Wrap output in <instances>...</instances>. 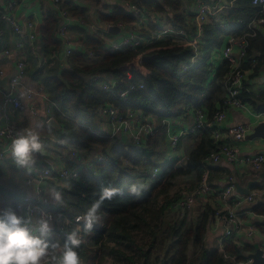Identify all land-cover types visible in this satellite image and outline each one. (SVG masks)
Instances as JSON below:
<instances>
[{
  "label": "trees",
  "instance_id": "1",
  "mask_svg": "<svg viewBox=\"0 0 264 264\" xmlns=\"http://www.w3.org/2000/svg\"><path fill=\"white\" fill-rule=\"evenodd\" d=\"M126 1L148 11L172 10L174 14L168 17V23L177 27L187 26L181 11L184 0ZM64 6L73 16L82 14L78 9ZM101 19L116 23L130 22L134 17L124 8L116 7L112 12L102 14ZM57 27L55 12L48 11L39 26L37 41L45 56H50L53 50L61 46L56 35ZM206 31L208 47L216 42L219 34L226 33L218 26ZM255 40L251 43L250 39L243 64L245 70L252 67L253 76L258 75L264 65V40L258 50L259 55L251 57L252 49L257 48ZM85 45L95 53L94 62H88L85 53L72 52L71 69L43 66L35 68L33 73V77L41 79L64 113L53 114L63 127L56 131L58 145L65 149H89L92 144H98L104 151L102 161L92 167L80 168L79 179L69 182L66 197L73 198L79 211L86 212L99 198L102 187L122 190V195L101 205L98 215L105 218L103 226L93 227L90 232H85L83 228V243L77 249L82 264H105L109 256L113 264H232L226 255L235 261L246 260L244 251H252V245L240 247L224 241L221 250L205 246V235L215 215L209 204L189 224L184 215L175 216L168 224L165 220L172 211L171 206L182 197L183 192L194 189L202 179L206 168L204 158L216 149L212 139L203 138L185 162L173 160L161 164L162 153L156 136L148 135L145 142L138 145L132 142L114 146L111 145L112 138L91 127L97 108L106 103L112 104L121 113L140 111L145 117L159 119L175 116L171 108L187 95L184 86L187 80L183 76L186 72L181 74L180 64L190 60L192 50L172 40H162L144 47L110 52L95 35L87 36ZM143 56L153 57L142 59ZM75 63H80L81 67H76ZM202 65V61L198 62L193 73ZM224 66L227 70V65ZM105 73H112L117 79L114 93L100 90L97 82L92 80L93 75ZM139 83L144 84L142 89L129 92L125 98L120 97V92L131 84ZM240 98L255 106L258 100H264V92L254 95L244 88ZM33 155L36 159L33 167H41L44 164L41 154ZM11 169L24 177L33 174V170L29 173L17 167L14 161ZM156 169L161 170L155 174ZM132 185L139 188L138 195L129 192ZM253 209L264 213L262 204ZM63 240H59L61 244ZM191 245L200 246L198 255L193 258L189 254Z\"/></svg>",
  "mask_w": 264,
  "mask_h": 264
},
{
  "label": "crops",
  "instance_id": "2",
  "mask_svg": "<svg viewBox=\"0 0 264 264\" xmlns=\"http://www.w3.org/2000/svg\"><path fill=\"white\" fill-rule=\"evenodd\" d=\"M16 2L15 7L12 11L8 10V6L11 2ZM64 5H68L73 9H78L82 14L74 16V20L71 21L69 32L72 39L73 53L81 52L85 53L87 46L85 45L86 37L94 35L90 25L94 24L99 27H105L107 22L101 19V15L109 13L116 7H122L124 0H63ZM207 3H211L216 7V11L211 14L209 21L204 25L201 38L200 50L194 58H190L192 61L182 62L191 63V67L184 74L187 80L184 84L187 95L181 99V105L174 104L171 111L175 114L173 117H166L159 119L158 117L148 116L145 117L140 111H136L134 116L133 124L137 128L142 124H149L153 126L156 131L150 136H156L159 139V151L161 154V163L167 164L173 160H179L185 162L188 159L190 152L197 147L203 138L212 139L216 150L222 144H229L233 146L238 155L242 157L257 155L261 150H264V138H246L247 135L251 134L253 127L264 120L262 118H255V114L264 113V100H258L256 105L248 104V111L237 109V108H226V118L219 125L207 126L203 129L195 132H189L195 124L194 112H188V107L204 108L212 118L214 113L218 112L222 107V99L226 89L225 77L226 67L224 66L221 52L225 45V41L229 35H241L248 30L247 23L253 18L255 14V8L251 4V0H209ZM123 8V7H122ZM48 11H54L57 16L56 6L50 0H0V66L6 71L7 74H12L15 70V65L21 55L25 56L26 61L29 64L26 75L22 80V87L34 89L39 84H43L41 79L33 77L35 68L43 66L56 67L62 69H71L73 63L72 58L69 57L64 64L53 61L50 56H45L40 50V46L37 42V52L32 53L30 49V43L26 37L21 38L15 34L13 28L8 24L1 14L9 12L14 15L15 19L25 24L28 21H33L37 32L38 41V30L43 20L44 15ZM186 22L189 20L192 14L196 11V3L192 0H184L181 9ZM174 14L172 10L164 12H149L143 17V26L138 28L133 23L118 21L116 22L119 28V32L113 34L110 32V37L114 40L128 35L130 32L136 33V36L146 44L147 40L159 33L165 26L168 25V19L170 15ZM151 17H155L156 23H152ZM156 24V25H155ZM164 26V27H165ZM188 26V24H187ZM185 26V27H187ZM218 26L221 29H225V34H219L216 37V42L208 47L206 43L207 29H213ZM153 29V30H152ZM57 37L60 40L56 32ZM208 38V35H207ZM258 39V40H255ZM255 40L257 48L252 49V56L256 57L259 55L260 48L264 40V33H260ZM61 41V40H60ZM179 43V42H178ZM250 43V44H251ZM17 44H22V48L19 49ZM182 45V43H180ZM207 46V48H206ZM63 47L62 43L60 48ZM206 48V51H205ZM10 50L9 54H5V50ZM61 50V49H60ZM208 54L205 55V52ZM202 61V66L195 70V65ZM248 63V62H246ZM255 64V61L252 62ZM75 66L80 68V63H75ZM180 69V68H179ZM180 71V70H179ZM245 86L246 91L254 95H259L264 92V65L259 71L258 75L253 76L252 67L246 70ZM100 78L108 81L112 84L117 83V79L112 73L100 74ZM44 85V84H43ZM98 86V84H97ZM2 87V86H1ZM45 87V85H44ZM46 88V87H45ZM47 89V88H46ZM48 91V90H47ZM17 94L21 100L24 101L25 94L23 88L17 90ZM50 94V93H49ZM35 103L37 110L35 113L30 110L23 112L16 111L12 105H7L4 109L5 114L13 121L17 122L20 129L29 128L39 133L41 142L44 145V151L41 154L44 164L41 167H33V174L35 175L44 165L52 163L57 167L65 166H76L81 167H92L97 162V157L103 155L104 151H101L102 146L98 144H92L89 149H83L78 147L62 148L58 145L57 132L63 127L61 122L56 117L49 116L46 113V102L35 97ZM2 101V94L0 91V103ZM259 108V110H257ZM97 111V110H96ZM194 111V110H193ZM50 117H54L58 124L61 126L60 129H54L47 124ZM105 118V119H103ZM5 123V117L0 118V126ZM94 123V124H93ZM249 124L250 130L243 140H236L232 136L227 134V128L231 125L236 124ZM47 126V127H46ZM91 127L97 132L108 135L112 138L111 145L122 146L125 144L132 143L131 134L116 129V125L112 123L108 117H101L98 113L92 118ZM181 138L178 146L173 149L170 145V134L173 132H180ZM220 133L219 137L214 135V132ZM114 134V136H112ZM160 135V136H159ZM147 136H145L146 138ZM2 141L0 140V147ZM79 151L77 157L71 155L72 149ZM97 150V151H95ZM95 152V153H92ZM13 158L10 154H7L2 163L0 164V209L7 206H15L24 195L37 196V191L34 187L26 185L27 176H21L19 173L11 169ZM15 164V162H14ZM24 169V168H22ZM208 174V184L211 188V192L207 196L197 197L193 208L188 211L184 216L190 222L196 220V218L202 213L206 204H209L213 210H217L220 206H217L219 192L226 186V175L232 174L235 177V193L238 195H245L237 189L239 184L241 188H250L249 193L255 189H262L263 193L260 197L256 198L253 203H245L241 206L230 204L229 207H233L236 213V224L230 226L232 233L227 236L225 235V226L213 216V219L209 223L208 230L205 235V246L207 248L222 249V243L224 241L233 242L240 247L246 245H252V251H244V255L247 257L244 261H235V259L229 255H226L228 261L232 264H252V259L248 255L255 251L257 244L261 249H264V213H258L253 208L259 204L264 205V168L256 170L248 164L242 163H231L224 159L218 162L208 163L206 166ZM56 186L63 195V205H54L50 203L45 206L48 209H54L59 207L65 208V213L72 217L79 213H85L79 211L75 204V200L70 197H66L65 191L69 187L68 181H63L57 178H51L43 180L41 195L44 197L48 189L51 186ZM15 208V207H14ZM18 214L21 213L17 210ZM173 215H179L177 212L172 211ZM105 223V218L100 217V220L94 224L93 227H101ZM254 229L252 235L249 231ZM51 238L56 240V236L52 234ZM200 251V246L191 245L190 257H196ZM195 264V263H192Z\"/></svg>",
  "mask_w": 264,
  "mask_h": 264
},
{
  "label": "built area",
  "instance_id": "3",
  "mask_svg": "<svg viewBox=\"0 0 264 264\" xmlns=\"http://www.w3.org/2000/svg\"><path fill=\"white\" fill-rule=\"evenodd\" d=\"M25 1V0H23ZM55 6L57 11L58 27L57 34L60 37L63 47L55 49L51 52L50 58L55 62H60L64 64L66 60L71 56L73 52L72 39L69 32V27L71 21L75 18L64 6L63 0H50ZM196 11L191 15L187 21V27H177V26H165L159 33L147 40L146 44H142L141 40L136 36V33L130 32L128 35L120 38L119 40H114L110 37V27L117 26V23L107 22L105 27H99L91 24V30L94 35L99 37L102 41L103 46L110 52L124 51L126 49H135L138 47H144L150 45L157 41L162 40H172L178 44L182 43L183 46L192 50L193 54L191 58H194L199 52L201 46L202 32L204 25L209 21V17L216 11V7L211 3H207L204 0H195ZM252 6L255 8V14L253 18L247 23L248 30L241 35H229L225 41V45L221 52L223 62L227 65V72L225 77V92L222 99L221 109L214 113L212 118L209 113L204 108L188 107V112H194L195 114V124L189 132H195L197 130L203 129L207 126L219 125L226 118V108H237L248 111L247 102L240 98V94L244 89V81L246 79V71L243 68L245 62L247 49L250 44V39L257 37L261 32L264 33V0H251ZM16 2H11L8 6V10L12 11L15 7ZM122 7L129 14L133 15L136 27L141 28L143 26V17L149 12L144 8H141L129 1L124 0ZM8 24L11 25L15 34L19 37H26L30 43V49L32 53L37 52V32L35 24L33 21H28L25 24L19 23L14 15L9 12L1 14ZM19 49L22 48V44H17ZM61 49V50H60ZM10 50H5V54H9ZM85 55H87L88 60L94 62L96 60L95 53L92 49L86 48ZM191 61V60H190ZM192 62V61H191ZM191 63L180 64L181 73L186 72L190 67ZM29 67L25 56L21 55L15 65V70L12 74H7L6 71L0 66V79L8 75L7 86L1 87L0 91L2 94V101L0 103V118L5 117V123L0 126V140L2 141V146L0 147V164L2 163L4 157L11 153V141L15 137V133L19 130V125L17 122L11 120L5 114V107L7 105H12L16 111L23 112L25 110H30L35 113L37 110V105L35 103V97H39L46 102V113L52 116L54 112H60L62 115L58 104L51 98L49 92L44 87L43 84H39L36 88L31 89L27 87H22V80L26 75L27 69ZM100 74L93 75L92 80L97 82L98 88L105 92L114 93L115 85L105 81L100 78ZM144 87L143 83L131 84L128 89L119 93L120 97L125 98L127 94L131 91H137ZM23 88L25 99L21 100L17 94V90ZM194 110V111H193ZM97 112L101 117H108L109 120L116 125L117 130L124 132H129L131 134L132 142L134 144H142L145 142V136L154 134L156 129L149 124H142L137 128L134 126V116L136 111L128 110L121 113L116 107L110 103L100 105L97 108ZM255 118L264 117V113L255 114ZM249 124H236L228 126L227 134L232 136L236 140H243L250 130ZM170 145L175 149L181 138L180 132H173L170 134ZM216 137H219L220 133L218 131L214 132ZM114 136V134L112 135ZM79 151L77 149H72L71 155L77 157ZM224 159L231 163H242L248 164L255 168L256 170H261L264 168V155L257 154L252 156L242 157L238 155L236 149L229 144H222L218 150L210 153L209 156L204 158V163L207 166L208 163L218 162ZM103 160V155L97 157V162ZM81 164L76 166H65L57 167L56 165L49 163L44 165L35 175H30L26 179V185L34 187L37 191L38 197H33L31 195H24L18 202L15 203V208L21 215L26 212H30L33 217H37L42 213H48L52 216V224L56 235V240H61L64 238L65 231H71L76 229L79 231L80 237L83 236V222L79 224L76 222V217L83 215L84 213H79L72 217L65 213L64 207H59L54 209H48L45 206L52 203L51 201L43 203L42 200H46L47 197L41 195L42 192V182L46 179L57 178L63 181H77L79 179V170ZM161 169H156L155 174H157ZM226 186L219 192V198L217 206H220L216 211L214 210V216L218 221H220L225 226V235L229 236L232 233L230 226L236 224V213L233 207H229L230 204H235L236 206H241L245 203H253L256 198L260 197L263 193L262 189L252 190L250 193L245 195H238L235 193V177L232 174L226 175ZM211 192V188L208 184V174L205 168L202 179L199 184L188 191H184L182 197L177 200L172 206V211L177 212L180 216L185 215L190 211L197 197L207 196ZM1 196V190H0ZM70 221V223H64V221ZM264 230V225H263ZM254 229L249 231L252 235ZM264 256V254H263Z\"/></svg>",
  "mask_w": 264,
  "mask_h": 264
},
{
  "label": "clouds",
  "instance_id": "4",
  "mask_svg": "<svg viewBox=\"0 0 264 264\" xmlns=\"http://www.w3.org/2000/svg\"><path fill=\"white\" fill-rule=\"evenodd\" d=\"M44 145L38 132L23 128L17 130L11 141V156L19 168L29 173L36 164L34 153H42ZM142 187V186H140ZM133 195L139 194L136 185L129 187ZM122 195V190L102 187L99 198L83 215L76 217V222H83L85 232H90L100 220L98 215L101 205L115 196ZM43 203L51 201L54 205H63V195L56 186H51ZM52 216L42 213L33 217L30 212L18 214L16 208L7 206L0 209V264H82L77 249L83 243L79 231L73 229L64 232L63 243L52 240L54 232ZM64 223H70L65 220Z\"/></svg>",
  "mask_w": 264,
  "mask_h": 264
},
{
  "label": "water",
  "instance_id": "5",
  "mask_svg": "<svg viewBox=\"0 0 264 264\" xmlns=\"http://www.w3.org/2000/svg\"><path fill=\"white\" fill-rule=\"evenodd\" d=\"M109 31L113 34H116L117 32H119V28L117 26H112V27H110ZM152 57L153 56H143L142 59L152 58ZM8 78H9L8 75L1 78L0 79V86L6 87ZM47 124L54 129H60V127H61L54 117H50L47 121ZM258 137L264 138V120L257 123L253 127L251 134L247 135L246 138L253 139V138H258ZM259 154L264 155V150H261L259 152ZM236 185H237L238 191H240L241 193H245V194L249 193L250 188L244 189V188H241V186L239 184H236ZM255 247H256L255 251L250 253L248 255V257L250 259H252V264H264V256H263L264 249H261L257 244L255 245ZM81 262H83L82 259H81Z\"/></svg>",
  "mask_w": 264,
  "mask_h": 264
},
{
  "label": "rangeland",
  "instance_id": "6",
  "mask_svg": "<svg viewBox=\"0 0 264 264\" xmlns=\"http://www.w3.org/2000/svg\"><path fill=\"white\" fill-rule=\"evenodd\" d=\"M195 2V0H192V2ZM173 13H174V11H173ZM172 14V13H171ZM167 19H168V17H167ZM150 22H152V23H156L157 21H156V19H155V17H151V21ZM156 25V24H155ZM169 25V24H168ZM164 26H165V24H163V26H162V28H164ZM153 30V29H152ZM141 43L142 44H145V43H143L142 41H141ZM147 43V42H146ZM87 61L88 62H91L90 60H88L87 59ZM177 105H181V100L177 103ZM96 113H98L97 111L95 112V114H94V116L96 115ZM103 119H105V118H103ZM94 124V123H93ZM160 136V135H159ZM159 138V137H158ZM170 142H171V140H170ZM102 148V147H101ZM95 151H97V150H95ZM101 151H103V149H101ZM92 153H95V152H92ZM162 164V163H161ZM176 215H173L172 214V211H171V213L169 212L168 213V215H166V217H165V220H166V223L168 224V223H170V222H172L176 217H175ZM177 217H180V216H177ZM166 224V225H167ZM187 224H189V221H187ZM53 234H54V237L56 236L55 234V231L53 232ZM53 236V235H52ZM105 264H113V260H112V258L109 256V257H107V260H106V263Z\"/></svg>",
  "mask_w": 264,
  "mask_h": 264
},
{
  "label": "bare ground",
  "instance_id": "7",
  "mask_svg": "<svg viewBox=\"0 0 264 264\" xmlns=\"http://www.w3.org/2000/svg\"><path fill=\"white\" fill-rule=\"evenodd\" d=\"M222 105V104H221ZM172 148V147H171Z\"/></svg>",
  "mask_w": 264,
  "mask_h": 264
}]
</instances>
